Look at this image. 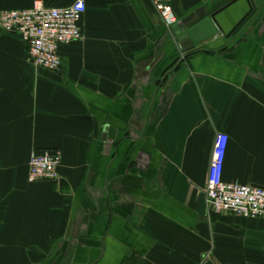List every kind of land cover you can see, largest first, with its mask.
Here are the masks:
<instances>
[{"label":"crops","instance_id":"crops-1","mask_svg":"<svg viewBox=\"0 0 264 264\" xmlns=\"http://www.w3.org/2000/svg\"><path fill=\"white\" fill-rule=\"evenodd\" d=\"M85 1L58 71L0 30V264H264V219L206 194L219 133L224 179L264 188V0H173L178 20L229 5L214 50H184L153 0ZM44 150L59 178L31 182Z\"/></svg>","mask_w":264,"mask_h":264},{"label":"built area","instance_id":"built-area-1","mask_svg":"<svg viewBox=\"0 0 264 264\" xmlns=\"http://www.w3.org/2000/svg\"><path fill=\"white\" fill-rule=\"evenodd\" d=\"M153 1L167 26L171 27L178 21L173 0ZM86 10L85 0H77L62 8L49 7L42 0H35L30 8L1 10L0 29L4 33L20 36L28 46L30 60L37 67L58 71L62 66L60 47L84 37L81 22ZM227 143V134H217L208 169V204L218 212L264 219V188L228 182L223 178ZM61 164L62 154L58 150L32 154L29 160V181L58 180Z\"/></svg>","mask_w":264,"mask_h":264},{"label":"water","instance_id":"water-1","mask_svg":"<svg viewBox=\"0 0 264 264\" xmlns=\"http://www.w3.org/2000/svg\"><path fill=\"white\" fill-rule=\"evenodd\" d=\"M229 5L221 8L217 12L212 13L210 16L201 15L192 17L191 19L179 20V22L173 25V29L178 35V39L181 43V47L184 50L191 49L196 43H206L209 49H219L225 44V38H228L232 32L224 34V31L216 19L218 13L223 11ZM243 22L240 21L235 29ZM234 29V30H235ZM220 33L224 34L219 38Z\"/></svg>","mask_w":264,"mask_h":264}]
</instances>
